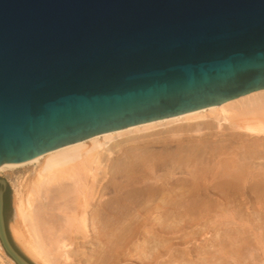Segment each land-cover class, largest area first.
<instances>
[{"label": "water", "instance_id": "water-1", "mask_svg": "<svg viewBox=\"0 0 264 264\" xmlns=\"http://www.w3.org/2000/svg\"><path fill=\"white\" fill-rule=\"evenodd\" d=\"M261 89L264 0H0V166Z\"/></svg>", "mask_w": 264, "mask_h": 264}, {"label": "bare ground", "instance_id": "bare-ground-1", "mask_svg": "<svg viewBox=\"0 0 264 264\" xmlns=\"http://www.w3.org/2000/svg\"><path fill=\"white\" fill-rule=\"evenodd\" d=\"M18 169L12 232L41 264H264V89L4 164L0 175ZM53 190L76 198L65 213L82 235L57 242V256L35 218Z\"/></svg>", "mask_w": 264, "mask_h": 264}, {"label": "rangeland", "instance_id": "rangeland-1", "mask_svg": "<svg viewBox=\"0 0 264 264\" xmlns=\"http://www.w3.org/2000/svg\"><path fill=\"white\" fill-rule=\"evenodd\" d=\"M13 172H11L10 174L0 175V179H5L7 184H8V188L11 189L10 208H9V212H8V215H9L8 229H9V232H10V235H11L13 241L16 243V245L21 250V252L32 263L41 264V263H39L40 260L38 261V259L36 257V259L38 261V262H36L35 256H33V254L30 251H28V248L26 246L27 243H26V245L24 244L26 241L25 240L26 236L24 237L23 232L20 231L21 233L20 232L18 233V236H19V234H20V236H22L23 239L20 238V236H19V239L22 241H19L17 236L13 233L14 228H17V226H18L17 225L18 217H16L17 212L15 210L16 207H15L14 190L13 189H14V186H16L19 183V181L22 179V177L24 176V172L22 171V169H18L17 171H13ZM35 204H36L35 218H36L37 223L39 225L40 236L42 235L41 236L42 241H44L46 243L45 244L43 242L44 245H46L45 249L48 250L49 252L53 253V255H56L58 252L57 251L58 250L57 245H59V244L57 242H60L62 240H66L67 242H70V240H71L70 238L73 239L75 237H81L82 236L81 234H77L74 232L75 229H73V228H75V227H73L68 222V220H67L68 218L66 217V216H68V214L71 215L72 213L77 211L78 202H77L75 197L63 199L60 196V192L53 190V191H50L48 193L43 192L42 195L40 197H38V200ZM65 211H66V213L67 212H69V213L66 214ZM13 226H14V228H13ZM69 227H73L72 228L73 230ZM12 228H13V230H12ZM71 232H73V233H71ZM88 239H90V238H87L86 240H88ZM47 240H48V242H47ZM86 240H81V241L85 242ZM0 248H2L1 244H0ZM3 256H5L6 258ZM8 258L9 257L6 255L5 251L2 252L0 249V264H10Z\"/></svg>", "mask_w": 264, "mask_h": 264}, {"label": "trees", "instance_id": "trees-1", "mask_svg": "<svg viewBox=\"0 0 264 264\" xmlns=\"http://www.w3.org/2000/svg\"><path fill=\"white\" fill-rule=\"evenodd\" d=\"M10 196H11V189L10 188H7L6 190V193H5V219H6V223H7V226L9 224V215H8V212H9V208H10ZM8 233H9V237H10V240L11 242L13 243V245L15 246V248L28 260L30 261L22 252L21 250L18 248V246L16 245V243L13 241L11 235H10V232H9V229H8ZM31 262V261H30Z\"/></svg>", "mask_w": 264, "mask_h": 264}]
</instances>
